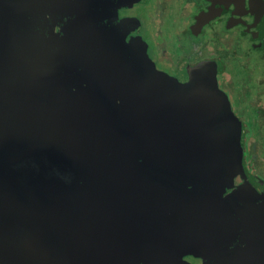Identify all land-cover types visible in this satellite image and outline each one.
Masks as SVG:
<instances>
[{
    "label": "flooded vegetation",
    "instance_id": "flooded-vegetation-1",
    "mask_svg": "<svg viewBox=\"0 0 264 264\" xmlns=\"http://www.w3.org/2000/svg\"><path fill=\"white\" fill-rule=\"evenodd\" d=\"M85 10L111 42L107 47L113 49L123 79L127 73L154 77L163 81L169 94L230 91L232 83L222 76L231 66H247L253 52L259 54L257 61L262 59L264 0H88ZM6 17L7 13L0 25V264H112L78 247L68 233L78 229L87 202L106 185V174L120 171L118 136L125 152L136 153L133 167L140 177L197 205L179 225L161 227L172 253L184 264H214L232 257L243 233L236 208L245 209L256 198L243 197L234 189L221 195V189L234 183L230 162L223 175L208 182L168 171L154 161L145 163L138 151L145 139L124 118L122 104L99 93L87 68L68 57L66 35L49 30V36L39 37L37 49L44 50L23 59L21 43L15 41L21 30ZM194 104L198 117L206 121L217 103ZM67 109L91 120L92 169L85 163L86 155L76 159L67 147ZM212 123L219 131L226 125L236 134L234 123L223 121V115ZM75 128L74 135L80 138ZM210 137L201 152L214 148ZM234 139L228 149L231 160ZM251 172L257 180L258 173ZM214 210L223 214V226L213 220ZM108 223L101 220L100 233ZM199 227L219 232L212 239L216 246L185 245V234L196 235Z\"/></svg>",
    "mask_w": 264,
    "mask_h": 264
},
{
    "label": "water",
    "instance_id": "water-1",
    "mask_svg": "<svg viewBox=\"0 0 264 264\" xmlns=\"http://www.w3.org/2000/svg\"><path fill=\"white\" fill-rule=\"evenodd\" d=\"M86 1L0 0V25L7 13L8 22L12 19L13 25L20 28L21 33L16 34L15 41L21 43L18 49L23 59L32 57L38 49L44 50L42 47L37 49V45L42 43L39 37L49 36V30L64 33L68 57L80 61L82 67L87 68L99 93L122 104L124 118L145 139L138 147L144 162L154 161L168 171L188 174L205 182L212 181V176L216 177L231 160L228 149L235 134L228 131L229 128L222 127L219 131L212 123L224 114L221 106H217L204 121L198 117L194 102L210 100L220 104L217 91L207 92V95L202 91L169 94L163 87V81L154 77L142 79L133 73H127L125 81L113 49L110 51L107 47L111 42L104 38L95 21L86 14ZM1 36L0 26V40ZM8 77L5 79L7 85L11 81ZM80 116L81 113L69 114L67 109V147L76 159L86 155L85 163L89 167L92 165L94 142L89 131L91 120H83ZM75 126H78L80 138L74 135ZM209 135L215 142L214 148L203 153L201 147H208ZM73 136L76 142L72 140ZM116 139L121 169L106 174V185L87 202L78 229L70 231L69 237L78 247L83 246L112 264H184L172 253L165 241L166 233L161 229L179 225V221L192 216L196 203L158 189L140 177L133 167L136 146L130 156L124 151L120 137ZM103 141L106 144L108 140ZM106 152L104 149V156ZM108 152L111 159L113 155ZM97 167L104 173L99 165ZM236 212L243 224L240 245L233 249L232 257L214 264H264V202L246 203L245 209L236 208ZM102 219L109 221L103 227V234L100 233ZM203 233L205 230L199 227L197 235ZM101 235L103 239H100Z\"/></svg>",
    "mask_w": 264,
    "mask_h": 264
},
{
    "label": "rangeland",
    "instance_id": "rangeland-1",
    "mask_svg": "<svg viewBox=\"0 0 264 264\" xmlns=\"http://www.w3.org/2000/svg\"><path fill=\"white\" fill-rule=\"evenodd\" d=\"M258 56L257 52H253L247 61V66L244 67L240 63L234 64L231 66L232 70L229 71V74L222 76L223 81L232 83L231 90L218 91L221 103L214 107L216 109L217 106H221V110L224 109L223 121L229 119L237 127L234 137L236 140L234 139L231 147L234 155L232 154V160L227 161L230 162L229 169L234 183L221 189L220 193L224 195L227 190L234 189L243 197L256 198L255 203L264 202V50L260 56L262 59L259 61H257ZM223 128H226V125H223ZM244 130L249 133L246 137L244 135L242 137L240 133ZM219 168L221 169V166ZM251 170L258 173L257 180L253 178ZM221 171L218 174L223 175L226 168ZM221 203L224 204L225 201L221 199ZM224 208L222 207L223 211ZM214 213V216H217L216 219H219L221 226H223L225 222L221 218L223 214L219 211ZM191 225L192 223L189 224V227ZM218 233L206 231L202 238L198 237L199 234L188 233L185 234L183 240L186 241L185 245L194 243L197 246L200 243L203 244L202 248L206 246L211 248L216 246L217 240L215 238ZM213 237L215 240H212ZM193 251L197 252V250Z\"/></svg>",
    "mask_w": 264,
    "mask_h": 264
},
{
    "label": "bare ground",
    "instance_id": "bare-ground-1",
    "mask_svg": "<svg viewBox=\"0 0 264 264\" xmlns=\"http://www.w3.org/2000/svg\"><path fill=\"white\" fill-rule=\"evenodd\" d=\"M138 3V2H137ZM136 5V4H135ZM132 6H134V5H132ZM139 7H140V5H138ZM133 8V7H132ZM99 11V10H98ZM125 16H128V15H125ZM134 16H136V15H134ZM133 16V18L135 19V17ZM139 17V16H138ZM109 19V18H108ZM113 19V18H112ZM118 19H120V18H118ZM125 19V18H124ZM116 21V20H115ZM110 24V23H109ZM113 25V24H112Z\"/></svg>",
    "mask_w": 264,
    "mask_h": 264
},
{
    "label": "trees",
    "instance_id": "trees-1",
    "mask_svg": "<svg viewBox=\"0 0 264 264\" xmlns=\"http://www.w3.org/2000/svg\"><path fill=\"white\" fill-rule=\"evenodd\" d=\"M243 126H244V125H243ZM234 129H236L235 126H234Z\"/></svg>",
    "mask_w": 264,
    "mask_h": 264
}]
</instances>
